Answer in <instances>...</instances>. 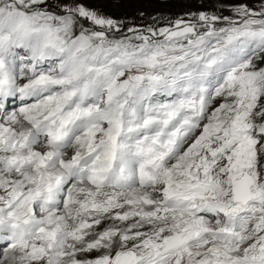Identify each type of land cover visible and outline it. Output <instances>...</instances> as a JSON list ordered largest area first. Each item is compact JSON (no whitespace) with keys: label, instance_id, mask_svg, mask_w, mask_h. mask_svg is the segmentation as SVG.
I'll list each match as a JSON object with an SVG mask.
<instances>
[{"label":"snow or ice","instance_id":"obj_1","mask_svg":"<svg viewBox=\"0 0 264 264\" xmlns=\"http://www.w3.org/2000/svg\"><path fill=\"white\" fill-rule=\"evenodd\" d=\"M90 2L0 0V264H264V0Z\"/></svg>","mask_w":264,"mask_h":264},{"label":"rangeland","instance_id":"obj_2","mask_svg":"<svg viewBox=\"0 0 264 264\" xmlns=\"http://www.w3.org/2000/svg\"><path fill=\"white\" fill-rule=\"evenodd\" d=\"M222 0H91L89 7L126 26L144 28L165 26L169 19L199 11L220 14ZM234 2V0H223ZM224 15L228 12L224 11Z\"/></svg>","mask_w":264,"mask_h":264}]
</instances>
